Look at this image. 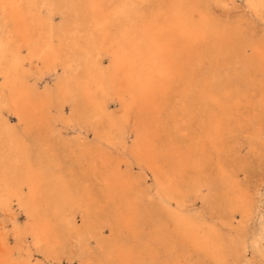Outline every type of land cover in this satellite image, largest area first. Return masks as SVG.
Returning a JSON list of instances; mask_svg holds the SVG:
<instances>
[{
	"label": "bare ground",
	"instance_id": "1",
	"mask_svg": "<svg viewBox=\"0 0 264 264\" xmlns=\"http://www.w3.org/2000/svg\"><path fill=\"white\" fill-rule=\"evenodd\" d=\"M226 5L225 0H0V207L13 220L10 230L0 232V264H46L41 253L50 264H62L55 246L71 237L83 248L90 237L97 242L96 255L82 252L79 264H185L194 251L212 264L225 262L227 251L215 229L168 201L180 207L193 180L198 189L220 191V218L229 211L250 217L253 202L234 171L219 161L217 177L200 175L208 153L225 149L227 131L248 128L245 104H263L253 94L264 93V37L248 36L242 15L222 19ZM247 7L259 15L264 0H247ZM111 100L120 103L121 116L111 110ZM66 104L71 111L65 119L104 140L105 148L81 133L74 140L55 133L53 109L62 118ZM162 131L172 137L165 150ZM121 149L153 172L158 201L142 205L151 196L142 188L133 197L132 164L124 168L128 159L112 154ZM83 158L89 165H81ZM94 180L102 182L100 188L94 189ZM14 205L25 213L23 224L15 222ZM77 211L83 228L76 225ZM105 221L111 238L103 235ZM124 232L145 244L135 247Z\"/></svg>",
	"mask_w": 264,
	"mask_h": 264
},
{
	"label": "rangeland",
	"instance_id": "2",
	"mask_svg": "<svg viewBox=\"0 0 264 264\" xmlns=\"http://www.w3.org/2000/svg\"><path fill=\"white\" fill-rule=\"evenodd\" d=\"M225 1H226V3H228V5L224 6L226 8H224L223 12H221L222 14H220V17L222 19L233 21V20H236V18L239 15H242L241 17H243V24H244L246 34L250 37H256V38L264 37V29H263L264 28V12L263 11L259 15L252 13V11H250L249 8L247 7V0H225ZM243 6H245L246 8ZM249 12H250V14H249ZM259 16H260V18H259ZM56 17L59 18V15H57ZM261 20H263V21H261ZM234 67H236L238 69L242 68V66L239 63L235 64ZM255 73H257V76L259 75V77H260V73L258 72V70ZM47 80L44 79L43 83H41V86L45 85ZM50 82H51V84H53L54 80L50 79ZM259 94H260L259 92H257L255 95L253 94V96H254L253 98L255 100L261 99L263 101V104L258 103L254 106L250 105V107H248L247 104H245L246 112L248 115L246 117H244V120L246 121V125H248L247 126L248 128H246L244 130L242 129L241 131H238V130L237 131H234V130L233 131H227L224 134L225 136L227 135L226 136L227 143H226L225 149H223L219 152L214 151V152L208 153V156L205 158V160L207 161V164L204 166V170L202 171L203 173L201 172V174H200L201 176H203L205 178L208 177V175L213 176V177H217L220 174V173H216V168L218 169L219 161H222L225 164V167L227 170H231V172L234 171L235 176L236 175L238 176V177L236 176V181L238 182L239 186L241 187L243 192H245V193L247 192V194H249V196L253 202L252 206H251V210H250L252 213L250 212L249 219L243 220L238 211H237V213H236V211H234L235 213L233 212V214L231 213L232 211H229L230 212L229 214H226V216L225 215L221 216V218H220L221 214H220V211L218 210V208L220 205H224V203L221 199L220 191L218 192V190H216L217 188L215 189V187H214L215 190L213 189L211 191L210 189L206 188L205 186L198 189V184L196 183V181H193V180H191L192 182L189 181V183H187V184H189L188 186L191 190L190 189L188 190L187 196L185 197L186 199L185 198L181 199V197H180V200H181L180 201L181 202L180 207L176 205L174 200L168 201V204L172 207V209L176 208L183 215L189 217L193 221L198 222L201 220L203 222L204 227H206V228L208 227V229L210 227L215 229L216 234H217V238L220 240V242L222 243V245L225 247V249L227 251L226 257L228 259L226 258V260H227V263H229V264H264V191H263L264 190V93L262 92V95H263L262 98H261V95H259ZM110 102L112 104L111 110L113 112H115L118 116H121L123 114V111L121 109L122 107L120 106V103L116 100H111ZM70 109H71L70 105L66 104L65 108H64V117H62V118L59 115H57L58 114L57 108L53 109L54 118H55L53 120H54L55 129H56L55 133L59 134V132H60L65 137L70 138V140H72V139L74 140L75 138L77 139L78 133H81L82 134L81 137L84 136L88 143H99V145H101V147L104 146L103 148H105L106 142L104 140L95 139V136L92 132H90L89 130H86L84 127L80 126L75 121L69 122L68 120L65 119L68 117V113L71 111ZM64 119H65V121H63ZM178 119H180V118L178 117L177 120ZM12 120L14 123H16L15 119L12 118ZM162 121H164L163 118H162ZM175 121H176V119H175ZM166 124H167V122L164 121V125H166ZM259 124H262V126L259 127L258 126ZM76 125H78L80 128H78V126H76ZM169 125L172 127L171 128L172 133H174L176 130L173 129V123H169ZM19 127L21 128V126H19ZM84 130H86V131H84ZM130 133H131L130 137H133L134 134L132 132H130ZM160 135H161L160 137H162V136L165 137V138H163L164 150H165L166 146L170 143L172 137L170 134L166 133V131L165 132L162 131L160 133ZM132 140H133L132 138L128 139V142L130 144V145L128 144V147L131 146ZM257 140H258V143L256 144L257 146L256 147H254V145L252 146L251 145L252 141L256 142ZM120 151L121 152L124 151L125 153L123 152L124 153L123 154ZM120 151L119 152H115V151L113 152L112 151V154L114 156H121L124 159H128V162H126V161L122 162V166L124 168H127L128 164L129 165L132 164L131 168H132L134 174L132 176L133 180L131 181L133 183L130 185L132 188L131 193H132L133 197L135 196L136 191L138 189L142 188V189H145V191L147 192V194H149V196H150V194L152 196V197L151 196L148 197V199L145 198L143 200L144 204H142V205H145V203L148 204L150 201V198L155 200V201H158L159 199H158V197H157L158 195L156 193L155 176H154L153 172L146 167H142L141 165H139V163H137V161L135 159H133L132 157H129L128 149H121ZM217 154L219 155V157ZM229 154H231V155H229ZM212 157H215L214 160ZM72 158H74V157L72 156ZM231 158H232V160H231ZM76 161H78V160L76 159ZM97 161L101 162L99 159ZM89 162H90L89 158H83L80 163L82 166H84V165L87 166V165H89ZM245 167H247V169ZM209 169H210V171H209ZM204 171H205V174H204ZM141 172L144 173L145 177L142 175ZM190 172H196V169L192 168V169H190ZM215 174H216V176H215ZM190 175H188V176H190ZM144 180H146V181H144ZM218 181L219 180H217L216 182H218ZM193 182H195V184ZM94 183H95V185H94ZM140 183H142V184H140ZM91 184H93L92 186L94 187V189H96V188L98 189L101 187L102 182L98 181V180H94L91 182ZM148 185H152V186L150 187ZM196 185H197V187H196ZM201 186H202V184H201ZM259 187H261V188L259 189ZM204 188L206 191L204 190ZM148 189H149V191H148ZM154 192H155V194H154ZM195 198H197V199H195ZM200 199H201V201H200ZM187 202H189L190 204ZM100 203L105 204V205L101 204V206L104 208H106V207L108 208L110 206L106 202L100 201ZM14 213H15V215H14L15 222L23 224L25 221V213H24L23 209L20 207L18 208L17 205H14ZM196 214H197V216H196ZM81 215H82V213L80 211H77L76 225L80 228H83V225H85V223L83 222L84 221L83 215L82 216ZM209 215H211L212 217ZM229 215H230V217H229ZM79 218H81V219H79ZM103 218H104L103 220H105V217H103ZM228 218H230V219H228ZM0 219H1L0 220V232L4 231L5 229L10 230V228L13 227V224H12L13 220H12L11 213L3 210V208H1V207H0ZM229 220H232L230 223L231 225L228 223V222H230ZM105 223H106V227L104 228L105 230H102L103 235L107 238H111L113 236V234H112L110 225H109V223H107V221H105ZM90 224H91V228L94 227L93 222L92 223L89 222L88 225H90ZM61 225L64 226L65 224L62 223ZM138 227L140 230L142 229L141 225H138ZM60 229L62 230V227H60ZM65 230H66V227H63V231H65ZM140 230H137V232L139 233ZM144 230L147 231L146 228ZM124 233L131 238L130 240L132 242L134 239H136V236L132 235L133 233H129V232H124ZM109 235H110V237H109ZM10 237H11V239H10L11 246L13 247V245L15 244L14 243L15 237H14L12 232L10 233ZM259 238H260V240H259ZM147 241L149 243H151L150 239H147ZM247 241H248V243H246ZM28 242H29V240H28ZM132 242H130V243H132ZM133 244H136V241L133 242ZM144 244H145V240L140 242V243H137L135 247L142 248V246ZM73 246L75 249L73 248ZM55 249L59 254V258L62 261V264H79L81 261V253L82 252L91 253V251H92V254L96 255V253H97V242H96V239L94 240L93 237H90L88 239L87 246L85 248H83L77 242V239L75 237H71L70 240L66 238L65 240L61 241V243L56 244ZM44 250H45V247L43 249V252H44ZM93 251L94 252L96 251V253H94ZM14 252L16 253V255H18V256L20 255L16 248H14ZM164 253H165V251L161 252V254H160L161 259H164L167 256V253H165V254ZM43 254L44 253H41V256L44 260L47 259L46 264H50L51 263L50 259L47 258L46 256H44ZM198 257H200V258H198ZM186 258H187V260H185V264L188 261L189 262L187 264H197V263H199V264H212L211 259H209V260L207 259L208 261L207 260L205 261L203 255L200 254V256H199V253L197 251L190 253L189 256H186ZM198 259H200V260L198 261ZM226 260L224 263H220V264H227ZM52 262H53V264H59L58 262H60V261L54 260ZM161 264H163V263H161Z\"/></svg>",
	"mask_w": 264,
	"mask_h": 264
}]
</instances>
